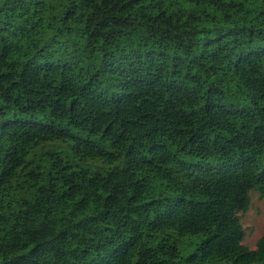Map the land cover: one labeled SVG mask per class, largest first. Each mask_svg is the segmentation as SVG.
<instances>
[{
    "label": "trees",
    "instance_id": "obj_1",
    "mask_svg": "<svg viewBox=\"0 0 264 264\" xmlns=\"http://www.w3.org/2000/svg\"><path fill=\"white\" fill-rule=\"evenodd\" d=\"M251 191L264 0H0V264H264Z\"/></svg>",
    "mask_w": 264,
    "mask_h": 264
},
{
    "label": "rangeland",
    "instance_id": "obj_2",
    "mask_svg": "<svg viewBox=\"0 0 264 264\" xmlns=\"http://www.w3.org/2000/svg\"><path fill=\"white\" fill-rule=\"evenodd\" d=\"M251 203L247 212L241 213V221L245 229V240L249 248L255 249L259 239L264 235V197L258 191H251ZM191 249L183 247V256ZM217 264H231L229 261Z\"/></svg>",
    "mask_w": 264,
    "mask_h": 264
}]
</instances>
